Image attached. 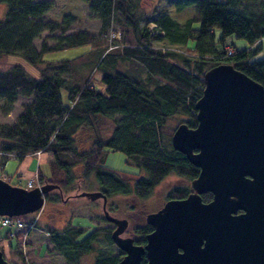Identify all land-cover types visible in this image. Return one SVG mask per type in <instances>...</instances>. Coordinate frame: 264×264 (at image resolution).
<instances>
[{
	"label": "trees",
	"instance_id": "1",
	"mask_svg": "<svg viewBox=\"0 0 264 264\" xmlns=\"http://www.w3.org/2000/svg\"><path fill=\"white\" fill-rule=\"evenodd\" d=\"M80 1L88 5L90 17L100 20V34L111 32L108 44L77 31L65 44L44 45L38 51L34 42L43 31L67 32L77 18L67 15L59 23H46L44 16L52 9L49 1L0 0L6 8L0 19V55L20 56L41 71L40 79H35L20 65L0 70V100L5 113L12 111L18 96L33 98L22 105L15 124L0 130V152L14 153L16 160L37 152L51 156L50 176L40 173L38 177L40 184L60 187L52 191L59 194L46 195L49 203L64 201L65 189L73 185L77 188L66 200L79 198L83 184L90 181H95L108 199L116 195L147 198L171 173L192 182L199 169L173 149L172 135L180 124L197 126L195 106L203 93L207 70L230 64L264 86V58L256 60L264 39V0H174L178 12L194 5L195 15L182 25L164 14L155 20L151 35L139 28L128 0ZM114 24L121 32L112 31ZM228 36L246 41L249 47L237 49L226 43ZM161 37L170 45L154 47L152 41ZM188 41L195 44L191 54L177 47L183 48ZM81 45H88L89 50L73 60L42 59L45 52ZM227 46L234 48L230 55ZM98 72L101 76L95 81ZM63 89L68 93V105L63 103ZM99 118L114 125L107 139L100 134ZM110 151L123 152L127 163L139 170L138 179L128 183L121 173L109 169L106 159ZM2 158L4 166L7 159L5 155ZM191 192L192 187L176 189L168 200L183 199ZM211 199V193L203 195L204 202ZM19 218L37 229L34 215ZM102 219L107 221L104 215ZM4 229L7 233L15 230ZM152 230L146 223L137 227L135 243L144 245ZM83 231L69 222L60 231L46 232L66 264H79L102 236L95 228L78 241ZM103 231L114 244L113 229ZM122 257L111 261L109 254L100 252L96 264H116ZM146 262L144 256L142 264Z\"/></svg>",
	"mask_w": 264,
	"mask_h": 264
},
{
	"label": "water",
	"instance_id": "2",
	"mask_svg": "<svg viewBox=\"0 0 264 264\" xmlns=\"http://www.w3.org/2000/svg\"><path fill=\"white\" fill-rule=\"evenodd\" d=\"M204 81L197 126L180 124L171 138L199 174L187 197L146 215L153 230L144 245L123 236L128 220L109 213L104 193L78 194L102 200L112 241L123 253L116 264H142L144 256L146 264H264V86L230 64L207 70ZM56 189L46 183L28 190L0 179V216L38 212ZM207 193L212 199L204 202ZM0 264L14 263L0 250Z\"/></svg>",
	"mask_w": 264,
	"mask_h": 264
},
{
	"label": "rangeland",
	"instance_id": "3",
	"mask_svg": "<svg viewBox=\"0 0 264 264\" xmlns=\"http://www.w3.org/2000/svg\"><path fill=\"white\" fill-rule=\"evenodd\" d=\"M43 1H49L52 4V9L44 16V21L46 23H59L67 15L76 17L77 21L71 25V28L67 32L64 33H61L60 31H43L34 42V46L38 51H41L44 45L53 47L65 44L66 38L77 31L91 34L95 36L97 40L101 39L103 40L102 42L107 44L109 43L108 38L110 37L108 36L111 32L109 31L110 33L108 36L106 34H100L101 22L98 19L90 17L87 4L80 0ZM128 2L131 5L130 7L132 11L139 20V28H145L149 35L152 34L150 30L154 27L155 20L160 19V17L164 14L169 15L172 19L182 25L195 15L194 5L178 12L176 10L174 0H128ZM5 9V5H0V19L3 18ZM194 27L198 28L199 23H196ZM112 28V31L115 30V32H121V27L116 24H114ZM217 33H220V31L217 30ZM226 43H233L239 50L246 48L245 44H247L246 41L236 39L234 36H228L226 38ZM152 45L159 48L166 47L170 44L166 38L161 37L158 40L152 41ZM194 45L193 41H188L186 45L184 44L183 48L181 46L177 47L180 48V50H187V53L191 54L194 49ZM88 50V45L67 47L65 49L45 52L42 55V59L45 62L73 60L83 55ZM225 50L228 51V49ZM263 58L264 50L258 54L256 60ZM14 65L22 66L30 77L40 79V67L30 64L20 56L0 55V70L8 69ZM100 76L101 73L98 72L95 76V81L96 79H100ZM97 86L100 87V84H97ZM61 96L64 105H68V93L65 89L61 91ZM32 101V97L20 95L17 97L12 111L5 113L2 110L4 102L3 100H0V130H2L3 127H11L15 124L18 116L23 111L22 105ZM97 125L102 137L107 139L111 136L114 129V125L111 120L99 118L97 120ZM5 158L7 161L4 165L2 173L9 177L12 185H20L21 187L27 188V181L33 180L35 184L32 188H34L40 183L38 180L40 173L46 177L50 176L51 171L49 162L51 161V156L48 153L26 156L23 159L18 160L11 159L7 156H5ZM3 161L4 158L0 156V163L2 164ZM106 166L117 173H121V178L126 180L128 183H133L136 179H138L137 175H139V170L134 165L127 163V156L123 152L110 151L106 159ZM94 182L90 181L88 183H84L82 189L86 192L99 191L100 186L97 183L93 184ZM76 188V185H73L71 188L65 189L63 193L64 201L60 200L56 203L45 202V205L41 210V214H39L41 221L39 218L38 227L35 231L33 230L34 232L31 231V235H29L31 233L30 232L25 236L26 231L23 230L20 232L23 236V238H21L20 235H17L18 231L6 233V229L0 227V250L3 252L4 258L7 261L14 264H66L63 256L56 253L53 247L52 250L48 251V256L46 255L49 246L47 238L49 240L50 237L47 235V237H45L44 234H46L48 230L60 231L67 226L69 222H71V225H78L84 230L77 238L78 241L86 238L95 228H99V234L103 236H100L101 238L99 239L97 245L94 244L95 249L89 251L82 257L83 259H80L83 264H96V260L100 256V252H106V254H109L111 261L116 257L123 255L122 251L116 245L110 243L108 237L104 235L105 231L103 230H112L114 229V225L102 219V200L99 199L96 201H90L86 198H72L70 200H66V197L72 195ZM176 189H191V181L185 177L171 173L164 178V180L147 198L136 199L134 197L124 195H116L109 198L108 208L111 210L112 216L128 220L129 226L123 236H130L134 238L136 236L134 232L135 229L143 223H146V215L160 209L168 200V196L171 192ZM56 193L58 192H52L50 194ZM31 215L32 214H28L27 216ZM14 236L16 239H13ZM8 237L9 239H7ZM43 240L45 241L42 242Z\"/></svg>",
	"mask_w": 264,
	"mask_h": 264
},
{
	"label": "built area",
	"instance_id": "4",
	"mask_svg": "<svg viewBox=\"0 0 264 264\" xmlns=\"http://www.w3.org/2000/svg\"><path fill=\"white\" fill-rule=\"evenodd\" d=\"M232 47L231 46H227L226 49H228V53L229 55L232 54L233 52V48L231 49ZM41 152H37V153H34L33 155H40ZM7 156L11 159H15L16 158V154L14 153H3V152H0V156L3 157V156ZM3 171V166L2 164L0 163V172H1V176L3 179L5 180H9V177L2 173ZM35 182L33 180H28L27 183H26V186H27V189H30L34 186ZM38 218L35 217V221L37 222ZM0 227H3V228H14L15 230H24L26 231L25 232V236L30 233L32 230H34V225L33 223H26L24 221H22V219H20L19 217H9V216H0Z\"/></svg>",
	"mask_w": 264,
	"mask_h": 264
},
{
	"label": "crops",
	"instance_id": "5",
	"mask_svg": "<svg viewBox=\"0 0 264 264\" xmlns=\"http://www.w3.org/2000/svg\"><path fill=\"white\" fill-rule=\"evenodd\" d=\"M233 44V43H232ZM246 45V48H248L249 46H248V44H245ZM261 46H262V50H264V39L261 41ZM40 221H41V218H40ZM14 231H16V230H14ZM35 231V230H34ZM33 231V232H34ZM8 232V230L6 229V233ZM20 232H21V230H18V234L17 235H20V237L21 238H23V236L20 234ZM32 234V232L29 234V235H31ZM45 235V237H47L46 236V234H44ZM15 238V236L13 237V239ZM19 238V237H18ZM18 238H17V240H18ZM9 239V238H8ZM12 239V240H13ZM16 239V238H15ZM10 241V240H9ZM45 240H43L42 242H44ZM47 241L49 242V246H48V249H47V252H46V255L48 256V251H50V250H52V244L50 243V241L48 240V238H47ZM11 242V241H10ZM43 257V256H42ZM44 258V257H43ZM46 259V258H45ZM81 259H83L82 257H81ZM79 264H83L81 261L79 262ZM91 264H93V263H91Z\"/></svg>",
	"mask_w": 264,
	"mask_h": 264
}]
</instances>
